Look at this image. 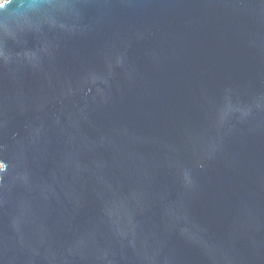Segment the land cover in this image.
<instances>
[{
	"label": "water",
	"instance_id": "1",
	"mask_svg": "<svg viewBox=\"0 0 264 264\" xmlns=\"http://www.w3.org/2000/svg\"><path fill=\"white\" fill-rule=\"evenodd\" d=\"M0 264H264V0H0Z\"/></svg>",
	"mask_w": 264,
	"mask_h": 264
}]
</instances>
